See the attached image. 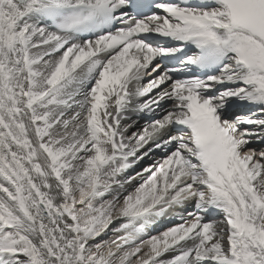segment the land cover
<instances>
[{
	"label": "snow or ice",
	"instance_id": "6c2138e0",
	"mask_svg": "<svg viewBox=\"0 0 264 264\" xmlns=\"http://www.w3.org/2000/svg\"><path fill=\"white\" fill-rule=\"evenodd\" d=\"M0 264H264V0H0Z\"/></svg>",
	"mask_w": 264,
	"mask_h": 264
},
{
	"label": "bare ground",
	"instance_id": "6f19581e",
	"mask_svg": "<svg viewBox=\"0 0 264 264\" xmlns=\"http://www.w3.org/2000/svg\"><path fill=\"white\" fill-rule=\"evenodd\" d=\"M141 125H143L144 124V121L143 120H141ZM151 162V161H150ZM144 163H148L147 161H145V162H142L140 165H137V169H134L133 171H136V170H138L140 167H142L143 165H144Z\"/></svg>",
	"mask_w": 264,
	"mask_h": 264
}]
</instances>
